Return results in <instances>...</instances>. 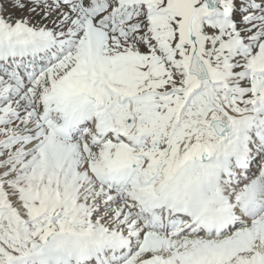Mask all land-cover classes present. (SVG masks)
<instances>
[{"label": "snow or ice", "instance_id": "1", "mask_svg": "<svg viewBox=\"0 0 264 264\" xmlns=\"http://www.w3.org/2000/svg\"><path fill=\"white\" fill-rule=\"evenodd\" d=\"M0 264H264V0H0Z\"/></svg>", "mask_w": 264, "mask_h": 264}]
</instances>
